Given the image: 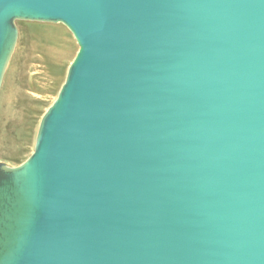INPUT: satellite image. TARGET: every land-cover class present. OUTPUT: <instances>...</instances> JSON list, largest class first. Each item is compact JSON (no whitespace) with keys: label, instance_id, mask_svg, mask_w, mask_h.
I'll list each match as a JSON object with an SVG mask.
<instances>
[{"label":"water","instance_id":"1","mask_svg":"<svg viewBox=\"0 0 264 264\" xmlns=\"http://www.w3.org/2000/svg\"><path fill=\"white\" fill-rule=\"evenodd\" d=\"M79 48L32 154L0 161V264H264V0H0Z\"/></svg>","mask_w":264,"mask_h":264},{"label":"rangeland","instance_id":"2","mask_svg":"<svg viewBox=\"0 0 264 264\" xmlns=\"http://www.w3.org/2000/svg\"><path fill=\"white\" fill-rule=\"evenodd\" d=\"M18 37L0 87V161L33 152L42 115L56 99L78 44L62 23L16 21Z\"/></svg>","mask_w":264,"mask_h":264},{"label":"bare ground","instance_id":"3","mask_svg":"<svg viewBox=\"0 0 264 264\" xmlns=\"http://www.w3.org/2000/svg\"><path fill=\"white\" fill-rule=\"evenodd\" d=\"M17 26V25H16ZM18 29V28H17Z\"/></svg>","mask_w":264,"mask_h":264}]
</instances>
